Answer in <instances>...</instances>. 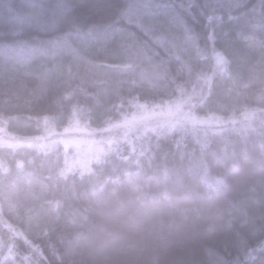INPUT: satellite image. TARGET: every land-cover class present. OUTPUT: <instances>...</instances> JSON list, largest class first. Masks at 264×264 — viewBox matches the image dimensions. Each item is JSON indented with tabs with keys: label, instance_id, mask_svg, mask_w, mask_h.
I'll return each instance as SVG.
<instances>
[{
	"label": "trees",
	"instance_id": "trees-1",
	"mask_svg": "<svg viewBox=\"0 0 264 264\" xmlns=\"http://www.w3.org/2000/svg\"><path fill=\"white\" fill-rule=\"evenodd\" d=\"M0 127V264H264V0H0Z\"/></svg>",
	"mask_w": 264,
	"mask_h": 264
},
{
	"label": "rangeland",
	"instance_id": "rangeland-1",
	"mask_svg": "<svg viewBox=\"0 0 264 264\" xmlns=\"http://www.w3.org/2000/svg\"><path fill=\"white\" fill-rule=\"evenodd\" d=\"M171 111H174L172 109H169ZM168 111V110H167ZM165 112L169 117H171V111L170 112ZM177 112H181L180 109L177 110ZM142 115L150 116V114L143 112ZM172 119L175 122H183L182 116H180L178 113H173ZM128 133L125 134L126 137H128L131 133V131H134L135 128L130 129L129 127H126ZM89 131H80L76 130V133L74 135H68L71 138H67L66 140L64 139V144L66 147V150L71 149L73 155V159L71 160V164L73 163L74 165L77 166H84V167H90L91 163L94 162L96 159H98V156L103 152L102 149V143L98 142L93 134H91ZM5 134L4 130L0 127V139L5 140V141H10V139H4Z\"/></svg>",
	"mask_w": 264,
	"mask_h": 264
}]
</instances>
